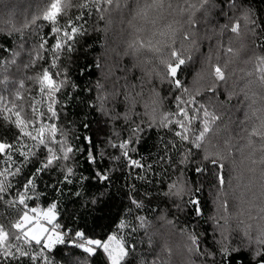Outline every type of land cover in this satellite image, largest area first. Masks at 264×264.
I'll use <instances>...</instances> for the list:
<instances>
[{"label":"trees","instance_id":"obj_1","mask_svg":"<svg viewBox=\"0 0 264 264\" xmlns=\"http://www.w3.org/2000/svg\"><path fill=\"white\" fill-rule=\"evenodd\" d=\"M50 2L0 0V94H14L19 82L24 80L25 88L30 89L23 93L29 117L32 103L29 98L34 97L38 106L41 98L37 94L38 85L26 78L41 74L47 66V57L32 67L26 65L33 58V50L41 43V38L50 30L42 20L43 11ZM170 2L174 7L177 3L183 4V0H126L123 9L114 8L105 12L103 19L85 10L86 18L82 23L87 34L78 37L75 50L65 53L60 62L61 69H66L68 79L76 87H68L58 97L61 112L59 127L68 133L71 144L77 148L86 149L84 138L91 137L97 152V163H89L85 151L75 159L76 174L71 177V183H65L64 173L59 166H54L36 178L34 190L29 194L38 197L34 201L37 206L57 205L59 215L56 222L63 229H71L73 233L83 230L94 238L105 239L108 234L126 236L127 222L133 221L134 217L146 218V226L139 228L128 240L136 244L131 264H139L140 259L147 264L153 261L158 264H204L203 258L188 251V235L193 230L199 234L204 250L215 253V264H261L264 255L257 257L255 246L250 247L241 234L222 240L212 218L223 215L217 210L223 199L230 202V211L234 213L241 206L248 207L247 203L241 205V200L255 206L253 216L260 207H264V165L259 162L264 153L258 151V142L254 148L245 146L238 123L245 119L244 113L248 110L240 90L246 89L250 95L256 93L257 97L262 93V86L256 80L258 58L264 57V0H213L206 12L195 13L192 25L188 24L187 13L180 15L168 8ZM189 2L194 3L195 0ZM152 4L163 5L151 10V17L156 19L155 29L150 22L146 23L136 15L138 9ZM78 14L76 8L69 11L71 17ZM245 14L255 21L254 33L245 29L242 19L239 37L230 31H222L225 25L230 26L231 22ZM33 17H38L36 25L14 31ZM60 22L65 21L61 19ZM169 24L176 31L168 33L166 39L156 37L161 41L157 46L160 52H132L127 48L138 30L141 35L154 30L167 32ZM181 30L188 32L191 40H183ZM173 40L179 41L185 49L184 57H190L183 66L180 79L196 97L197 103L220 117L207 138L215 146L213 150L225 155L228 165L225 171L229 182L223 190L209 183L210 177L194 178V185L203 189L199 194L203 215L199 217L190 210L191 205H184L187 197L181 199L164 195L167 185L185 167L179 164L183 153L169 146V142L174 140L172 130L158 122L152 124L149 119L155 117L159 121L162 113L175 112L174 96L182 95L162 79L166 69L161 61L168 57L164 45H170ZM228 47H232L236 54H228ZM209 58L211 64L219 63L222 68L227 62L225 82H217L210 75ZM249 73L252 75L249 76ZM100 96L110 97L103 111L99 106ZM183 98L187 100L188 96ZM132 99L137 101L135 106L131 103ZM143 104L147 105V115L144 114ZM255 107L260 109L264 105L258 103ZM125 115L128 119H124ZM136 126L142 130L137 133L139 143L131 145L136 150L133 158L139 159L144 167L129 170L123 160L113 159L118 152L110 147V141L119 142L131 136V129ZM17 135L15 127L0 118V141L11 142ZM202 155L200 153L187 165L188 176L194 175L191 169L201 163ZM13 159L17 165L23 163L19 156ZM43 159V154L32 159L12 183L22 185ZM253 160L256 163H252ZM5 166L0 164V170ZM96 171L107 172L109 182L101 184L95 178ZM194 185L190 183L189 186ZM101 193L104 195L101 196ZM130 197L142 202L143 207L137 210ZM93 199L97 201L95 204L91 202ZM16 216L14 209L0 205V223L10 224ZM229 251L230 255L227 254ZM49 259L54 264H75L77 260L82 264H107L102 251L88 257L69 244L56 245L49 251ZM20 264L31 262L25 258ZM207 264H213L212 258Z\"/></svg>","mask_w":264,"mask_h":264},{"label":"snow or ice","instance_id":"obj_2","mask_svg":"<svg viewBox=\"0 0 264 264\" xmlns=\"http://www.w3.org/2000/svg\"><path fill=\"white\" fill-rule=\"evenodd\" d=\"M212 2L213 0H195L192 3L189 0H183L182 5L177 3L175 7L170 2L168 8L180 15L187 13L188 24L192 25L195 23V13L197 11L206 12L207 6ZM125 3L126 0H51L42 14V20L48 24L50 30L46 36L41 38V43L33 50V58L30 59L29 65H26V67H32L38 61H45L47 57V66L43 68L42 73L35 78H26L34 80L38 85L37 94L41 98L40 106L37 105L34 97H30L29 99L32 101L31 116L27 115L23 103V93L29 92L30 89L25 88L24 80L19 82V88L14 94L10 96L0 94V118L9 121L18 132L13 141H0V164L6 165L0 170V205L12 208L17 213L15 220L10 224L0 223V264H14V262L20 264L25 258L31 264H54V261L49 259V251L61 244H69L88 257H93L102 251L107 264H131L135 258L136 244L129 243L128 240L139 228L146 226V218L134 217L133 221L127 222L126 236L108 234L105 239L94 238L88 236L83 230H75L73 233L71 229H63L56 222L59 215L57 205L54 203L46 208L37 206L34 201L38 197L29 194L34 190L36 178L54 166H59L64 173V182L71 183V177L76 174L75 159L85 151L88 153L86 157L88 162L97 163V152L93 148L91 137L84 138L86 149L77 148L71 144L68 133L59 127L61 112L58 97L68 87H76L68 79L66 69H61L60 62L65 53L70 54L75 50L78 37L87 34L82 23L86 18L85 10L88 14L95 13L103 19V13L110 12L114 8L123 9ZM162 7L161 4L145 5L143 9L137 10L136 15L146 23L150 22L155 29L156 19L151 17V10ZM73 8L79 10V14L75 17L69 15V11ZM37 19L38 17H33L31 21L25 22L20 29H14V31L30 29L31 26L36 25ZM61 19H64L65 22L61 23ZM241 19L244 21L245 29L254 33L256 24L248 14L231 22L230 26L225 25L222 31H230L239 37ZM173 23L177 22L173 21ZM175 31L176 29L171 24L167 26V32L154 30L146 35H141L138 30L128 43L127 48L132 52L144 50L160 52V48L157 46L161 41L156 37L166 39L168 33ZM180 34L185 41L192 38L186 31L181 30ZM178 45L180 46L178 47ZM164 48L168 57L161 61L166 69L162 79L167 80L182 95L174 96L175 112L162 113L159 121L155 117H149V119L152 124L158 122L161 126L172 130L174 140L169 142V146L183 153L179 164L185 166L167 185L164 195L181 199L187 197L184 200V205H191L190 210L199 217L203 215L202 201L199 195L203 189L199 185H194V178L210 177L209 183L214 184L218 190H223V186L229 182L228 173L225 171L228 167L225 163L226 157L222 152L213 150L215 146L207 138V134L212 130L215 122L220 120V117L214 112H210L203 104L197 103L196 97L180 79L183 66L190 57H184L185 49L179 41L173 40L170 45H164ZM226 52L232 56L236 54L232 47H228ZM217 59L219 58L217 57ZM208 63L210 75L215 81L225 82L224 69L227 68V62H225L224 68L219 63L211 64V58ZM258 64V79L256 81L262 86V93L257 97L256 93L250 95L246 89L240 90L248 110L244 113L245 119L238 123L242 130L241 139L245 142V146L254 148L258 142L260 145L258 151L264 153V107L260 109L255 107L258 103L264 105V57L258 58ZM148 75L151 76L152 73H148ZM248 75L251 76L252 73ZM157 95L159 94L157 93ZM185 95L188 96L187 100L183 98ZM109 98L105 96L98 98L102 111ZM131 103L135 106L137 101L132 99ZM143 106L144 114L147 115V105L143 104ZM124 119H128V116L125 115ZM141 130L140 126H136L131 129V136L119 142L110 141V147L118 152V155L113 159L123 160L129 170L144 167L139 159L133 158L136 150L131 147L133 143H139L137 133ZM185 145L187 146L186 151H184ZM240 151L242 152L243 149ZM200 153H203L201 163L191 169L194 175L188 176L187 165L190 161L197 159ZM41 154L44 159L35 172L22 185L13 184L12 180L22 174L23 167ZM14 156L21 157L23 163L17 165L13 159ZM167 159L171 160V157H167ZM259 162L264 165V155ZM252 163H256V161L253 160ZM95 178L101 184H107L110 180L109 174L101 171L95 172ZM190 183L194 186L190 187ZM103 195L104 193H101V196ZM130 200L137 210L143 207L142 202L132 197ZM91 202L95 204L97 201L93 199ZM245 203L248 204L247 208L241 206L234 213L230 211V202L223 199L217 209L223 215L212 219L216 222L218 234L222 240L227 236L241 234L248 240L250 247L255 246L254 254L259 257L264 255V207H260L256 215L253 216L252 209L255 206L251 202L240 201L241 205ZM177 207L179 208L180 205ZM188 240L190 253L198 258H203L204 264H207L209 258H212L213 264H215V253L204 250L199 234L193 230L188 235ZM227 254L230 255L231 252L229 251ZM221 255H224V252H221ZM75 264H82V262L77 260ZM139 264H147V262L140 259ZM152 264H158V262L153 261ZM261 264H264V261H261Z\"/></svg>","mask_w":264,"mask_h":264}]
</instances>
